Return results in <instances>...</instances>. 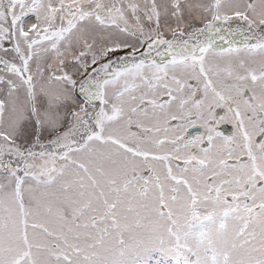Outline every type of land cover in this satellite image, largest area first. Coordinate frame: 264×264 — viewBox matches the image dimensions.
<instances>
[{
  "label": "snow or ice",
  "instance_id": "snow-or-ice-1",
  "mask_svg": "<svg viewBox=\"0 0 264 264\" xmlns=\"http://www.w3.org/2000/svg\"><path fill=\"white\" fill-rule=\"evenodd\" d=\"M0 264H264V0H0Z\"/></svg>",
  "mask_w": 264,
  "mask_h": 264
},
{
  "label": "rangeland",
  "instance_id": "rangeland-1",
  "mask_svg": "<svg viewBox=\"0 0 264 264\" xmlns=\"http://www.w3.org/2000/svg\"><path fill=\"white\" fill-rule=\"evenodd\" d=\"M218 44L223 46V47H227L228 46L227 43H225V41H220Z\"/></svg>",
  "mask_w": 264,
  "mask_h": 264
}]
</instances>
